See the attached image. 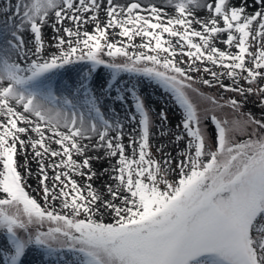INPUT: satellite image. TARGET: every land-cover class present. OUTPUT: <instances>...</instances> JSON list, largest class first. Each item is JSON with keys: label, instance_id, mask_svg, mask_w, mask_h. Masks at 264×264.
<instances>
[{"label": "snow or ice", "instance_id": "1", "mask_svg": "<svg viewBox=\"0 0 264 264\" xmlns=\"http://www.w3.org/2000/svg\"><path fill=\"white\" fill-rule=\"evenodd\" d=\"M2 11L11 15L0 32V264H24L29 247L45 261L67 251L71 264H264V0H7ZM73 66L60 85L67 95H57L56 74ZM192 73L239 97L211 100L238 116L224 124L213 116L212 138L185 95ZM121 74L159 86L182 110L176 168L163 145L162 161L152 156L149 110ZM126 96V122L136 125L127 145L105 99ZM248 104L258 117L242 111ZM234 130L248 138L234 140ZM93 160L109 166L110 199L90 183L100 178ZM33 176L43 206L27 191Z\"/></svg>", "mask_w": 264, "mask_h": 264}, {"label": "rangeland", "instance_id": "2", "mask_svg": "<svg viewBox=\"0 0 264 264\" xmlns=\"http://www.w3.org/2000/svg\"><path fill=\"white\" fill-rule=\"evenodd\" d=\"M2 3V9L6 5L7 0H0ZM17 0H11V6L14 7ZM124 2V0H123ZM122 2V3H123ZM142 3H148V0H141ZM249 4L252 3V0H248ZM249 11H253V9L249 8ZM197 12H201L200 10L195 11V15L197 16ZM206 13L205 11H203ZM11 15V13H0L1 21L7 22L8 16ZM206 15V14H205ZM199 17V16H198ZM199 18L203 19L204 17L200 16ZM99 19L101 21H104L106 19L105 14L103 11L99 14ZM65 24L67 25L68 22L66 21ZM94 25L89 24L87 26V31L91 32L93 30ZM109 33H111V30H109ZM112 39H115V37H111ZM224 38V37H222ZM43 40L45 42V47L52 42V28L51 24H49L48 27H45L43 29ZM135 43L140 42V38H136ZM216 47L223 50L225 46L223 43L217 41ZM232 51H235V49H232ZM105 59H107L105 57ZM179 59V57H177ZM187 59L186 57L184 58ZM118 63L122 62L120 60L117 61ZM78 69V66H73L72 71H66L61 70L59 73L55 76V85L53 88V91L57 95H67V93H62L60 89V85L66 81L69 76L75 77L76 70ZM216 71H219V69H215ZM102 75L107 76V72L105 69H99L98 70ZM194 77L197 78V82L192 84V88H186L185 95L188 98L189 102L193 105L194 109L196 110L200 120H201V128H204L208 134L209 138H212L214 136V126L212 124V117L215 116L218 121H220L222 124L224 122H231L234 119H238V116L233 113V110L230 107H214L211 100L214 98L219 105H223L225 101L231 98L239 99V97L235 93H229L225 92L223 89L218 87H207L204 84L200 83V80L208 79L211 80L212 77L209 75H203L198 73H192ZM138 80H141V83H137ZM118 82L123 84H131L135 85L139 95L142 97L146 109L149 110V116L152 122L150 132V144H151V153L152 156L156 160L162 161V154L158 151V149L163 145V152L164 153H171L173 160L171 164V168H176L177 164L179 163V160L181 157L177 155V153L185 148V143L181 142L179 145H177L175 141V136L173 133L182 131L181 129H177L176 125L180 121V117L182 115V110L179 108V106L171 99L170 94L165 93L164 89L160 88L159 86L155 84L149 83L147 80H144L143 78H133L129 77L127 74H121L120 77H118ZM224 84H229L230 81L227 78H223ZM243 83V82H242ZM93 89L96 91L97 95H99V90L95 86V80L93 78ZM195 89L196 91H193ZM115 94V92L113 93ZM108 104V109H114L115 114L119 116L122 122L125 123V136L123 142L127 145L128 144V135L127 133L131 132V129L133 127H136V125L129 124L126 122V117L128 113L133 111L132 108V101L127 96L125 97L126 103H113L112 100L105 97ZM104 114L106 117L113 118V113L103 109ZM161 110H164L168 114V120L167 122H162L159 118V113ZM251 110L252 114L255 116H259V109L256 107H253L252 104L246 105L242 111L248 112ZM162 131H166L167 135H161ZM246 131L250 132L251 129H247ZM230 136L234 140H241V139H247L248 136L244 134V132L240 130H234L233 132L229 133ZM131 150H129L130 153ZM94 153H91L93 155ZM103 155V153H102ZM79 159V158H78ZM96 161V160H95ZM93 162V161H92ZM33 169V172L37 171V165H30ZM109 167L106 162H103L102 166H93V171L97 173V176L100 178H94L90 183L92 184L94 189H97L100 193H103L105 199H110V196L107 192V187L105 186V182L108 184H111L112 181L109 180L108 175L104 173L103 169ZM23 171V169H21ZM178 171V169H177ZM51 175V173H50ZM167 179H173L175 178V173L169 172ZM76 179L80 183H84V181L80 177H76ZM28 184L31 185L30 188L27 189L32 197H34L40 204L43 206L44 201L42 199V191H37V179L35 176H33L30 180H28ZM98 220L101 219V217H96ZM105 222H111L108 217L104 218ZM49 225L46 223L43 225V228L40 230L46 231ZM30 231H34V229H30ZM18 235L21 238H26L25 234L23 232H18ZM3 238L0 237V243H2ZM27 254H30V256L27 255L26 259L24 258V264H71L74 257L71 253H68L65 251L62 256V259H55V258H49L47 261L44 260V254L42 250H38L35 247H29V249L26 252ZM58 256L61 254H57Z\"/></svg>", "mask_w": 264, "mask_h": 264}, {"label": "bare ground", "instance_id": "3", "mask_svg": "<svg viewBox=\"0 0 264 264\" xmlns=\"http://www.w3.org/2000/svg\"><path fill=\"white\" fill-rule=\"evenodd\" d=\"M115 2H117V3H122L123 2V0H115ZM199 11V10H198ZM0 13H2V3L0 2ZM205 14L206 13H204L203 11H201V12H197V17L199 16H202V17H205ZM0 19H1V17H0ZM7 27V23L6 22H2L1 20H0V32H2L5 28ZM22 35H25V34H22ZM27 38V37H26ZM89 155H91V153H89ZM93 155H100V156H102V152H100V153H94ZM21 160H22V158H21ZM103 162L104 161H95V160H93V162H92V164H93V166H102V164H103ZM35 163L33 162L32 163V165H34ZM27 255L28 256H30V254H27L26 253V255H25V259H26V257H27Z\"/></svg>", "mask_w": 264, "mask_h": 264}]
</instances>
